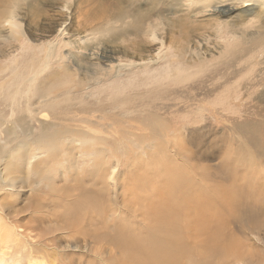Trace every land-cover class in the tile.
Masks as SVG:
<instances>
[{"label": "rangeland", "instance_id": "rangeland-1", "mask_svg": "<svg viewBox=\"0 0 264 264\" xmlns=\"http://www.w3.org/2000/svg\"><path fill=\"white\" fill-rule=\"evenodd\" d=\"M182 4L192 10L190 0ZM182 9L173 0H0V66L21 53L14 51L17 43L6 29L11 12L33 46L58 36L62 39L60 56L46 71L44 85L62 77L68 66L74 67L78 52L88 55L84 47L105 51L102 57L111 56L101 59L106 63L122 53L136 56L147 49L136 30L144 27L147 13L160 12L174 20L163 24L162 34L164 44L181 63L172 61L174 74L165 75V63L159 60L151 68L157 80L139 71L136 80L126 84L132 75L121 69L115 76L117 67L95 81L93 62L78 57L76 64L82 70L78 76L87 75V82L83 90L61 101L53 116L57 154H46L42 160L43 166H49L43 179L48 188L25 187L16 197L15 209L31 212L20 214L25 215L20 224L32 216L33 196L41 198L44 212H57L53 221L32 223L30 219L33 241H48L47 246L36 244L30 262L21 264H121L124 254L120 257L113 243L98 238L110 233L122 216L119 213L129 208L127 197L117 195L119 184L103 190L111 216L96 217L94 224L87 225L85 231L91 235L72 234L58 216L65 211L58 205L63 207L80 193L76 183L86 184L82 178L92 162L97 169L104 162L117 164V183L136 167L168 184L181 181L183 192L197 195L193 206L199 201L205 210L224 213L225 235L239 239L243 248L229 255L227 262H235L242 251H252L264 264V248L257 243L264 245V23L235 26L233 30L244 37L231 41L216 32L218 16L207 12L188 18ZM237 11L224 18L228 25L240 22ZM194 36L205 38L210 51L203 61L188 66L183 60L189 61V54L181 45L190 46ZM158 47L148 51L156 55ZM0 111V118L8 116L7 109ZM42 120L51 122L45 116ZM78 152L91 155L78 157ZM58 192L69 197L60 202Z\"/></svg>", "mask_w": 264, "mask_h": 264}, {"label": "bare ground", "instance_id": "bare-ground-1", "mask_svg": "<svg viewBox=\"0 0 264 264\" xmlns=\"http://www.w3.org/2000/svg\"><path fill=\"white\" fill-rule=\"evenodd\" d=\"M173 1L178 3L179 8H184L182 11L186 12L184 15L188 18L207 12L218 16L220 22L216 25V32L225 33L231 41L244 37V33L233 30L235 26L243 24L251 27L256 23H264V0H190L192 10H189V5L182 4L183 0ZM222 6L224 8L220 9ZM236 10L240 22L228 25L224 18H228ZM14 15L13 12L10 13L6 29L17 43L14 51L21 53L7 58L0 66V109H7L8 112L7 117L0 118V264H21L23 261L29 263L36 244L47 246L48 240L33 241L31 222L39 223L45 218L56 220L57 212L54 209L50 215L44 212L45 205L41 198L33 196L34 203L29 209L32 216L28 218L32 221L20 224L25 219V215L20 214L28 210H16L15 202L17 195L25 187L32 191L48 188L43 179L48 174L49 166H43L42 160L46 154H57L54 144L58 141V130L54 128L53 116L59 103L67 96L83 90L87 82V75L82 78L78 76V72L82 75L81 67L76 64L78 57L85 56L89 62H93L92 78L95 81H98L97 76L108 74L117 67L115 76L120 75L121 69L127 75H132L126 84L135 81L139 71H147L149 76L157 80L155 69L151 68L159 60L165 63V75L174 74L172 61L181 66L180 61L171 54V48L164 44L162 34L163 24L168 25L174 20L160 12L147 13L144 27L136 28L138 35L145 38L147 49L143 48L136 56L127 57L122 53L123 56L116 60L103 63L101 59H110L111 56L102 57L101 54L105 51L96 47H84L88 55L78 52L74 58L75 66H68L62 77L49 82L50 85L47 86L44 85V75L59 58L62 39L58 36L40 46H33L26 38L18 17ZM216 22L217 20L214 25ZM205 41V38L194 36L188 41L190 46L181 45L189 54V61L183 60L186 65L203 61L204 54L210 51ZM155 45L159 46V50L153 55L151 51ZM79 49L80 47L78 51ZM216 50L220 54L221 47ZM111 54L117 55L118 52L112 51ZM43 116L48 117L51 122L42 120ZM34 123L37 125L34 126ZM95 151L100 153L99 150ZM88 155L91 153L78 152V157ZM68 163L72 164L71 158ZM91 166L86 177L82 178L86 184L74 181L80 191L78 196L63 203V207L58 205L65 210L58 216L64 218V228L72 234L91 235L85 231L87 225L94 224L96 217L103 216L108 220L111 216L108 214L110 209L107 210V204L103 201V190L109 185L119 184L120 191L117 195L127 197L125 205L129 208L119 213L122 216L116 225L111 226L110 233L98 238L113 243L116 248L112 246L120 257L124 254L121 264H262L260 255L252 251H242L237 257L233 256L236 257L235 262H232L233 259L227 262L229 255L231 257L243 248L239 239H233L229 233L225 235L224 213L205 210L199 201L193 206L192 202L197 199V195L192 191L183 192L181 181H170L168 184L155 175L150 176L148 172L145 174L136 170V167L117 183V164L111 166L104 162L97 169L92 162ZM33 176L37 180H32ZM57 194L60 202L63 197H69L63 193ZM129 201L131 205H128ZM53 202L57 204L56 201ZM255 239L259 240L258 237ZM257 243L264 248L262 242Z\"/></svg>", "mask_w": 264, "mask_h": 264}]
</instances>
